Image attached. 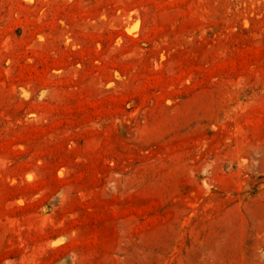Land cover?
I'll list each match as a JSON object with an SVG mask.
<instances>
[{"label": "rangeland", "instance_id": "rangeland-1", "mask_svg": "<svg viewBox=\"0 0 264 264\" xmlns=\"http://www.w3.org/2000/svg\"><path fill=\"white\" fill-rule=\"evenodd\" d=\"M0 264H264V0H0Z\"/></svg>", "mask_w": 264, "mask_h": 264}]
</instances>
